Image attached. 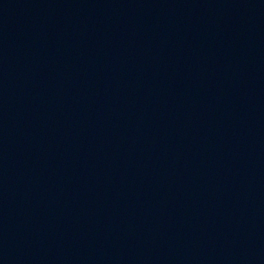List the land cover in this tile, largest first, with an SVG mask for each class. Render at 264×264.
<instances>
[{"label": "water", "instance_id": "water-1", "mask_svg": "<svg viewBox=\"0 0 264 264\" xmlns=\"http://www.w3.org/2000/svg\"><path fill=\"white\" fill-rule=\"evenodd\" d=\"M0 264H264V0H0Z\"/></svg>", "mask_w": 264, "mask_h": 264}]
</instances>
